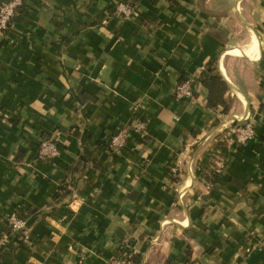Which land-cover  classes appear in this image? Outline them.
<instances>
[{
	"label": "crops",
	"instance_id": "1",
	"mask_svg": "<svg viewBox=\"0 0 264 264\" xmlns=\"http://www.w3.org/2000/svg\"><path fill=\"white\" fill-rule=\"evenodd\" d=\"M119 2L23 0L0 35V264H264V0H140L129 19ZM205 68L225 105L208 106Z\"/></svg>",
	"mask_w": 264,
	"mask_h": 264
},
{
	"label": "built area",
	"instance_id": "2",
	"mask_svg": "<svg viewBox=\"0 0 264 264\" xmlns=\"http://www.w3.org/2000/svg\"><path fill=\"white\" fill-rule=\"evenodd\" d=\"M23 5V0H5L0 3V35H4L11 27L19 8ZM116 14L124 19L132 18L135 14V6L120 1L116 6ZM174 94L178 99H192L195 94V78L186 77L175 87ZM3 111L0 109V120L3 119ZM145 123L141 121H131L125 127L120 128L109 140L108 151L115 155H120L126 146L132 133L141 134L145 130ZM229 135L233 144L237 147L249 143L256 137V127L252 119H245L230 127ZM39 159L52 162L59 154V147L53 138H44L37 149ZM11 230V235L16 237V242L27 241V221L16 213L10 215L6 222ZM8 236H3L1 243L6 245ZM109 264H132L126 259H114Z\"/></svg>",
	"mask_w": 264,
	"mask_h": 264
},
{
	"label": "trees",
	"instance_id": "3",
	"mask_svg": "<svg viewBox=\"0 0 264 264\" xmlns=\"http://www.w3.org/2000/svg\"><path fill=\"white\" fill-rule=\"evenodd\" d=\"M124 3H128L131 6H136L140 0H120ZM205 84L209 90L208 106L210 108H216L219 105H225L224 95L228 88L226 82L219 76L211 75V69H204L202 72Z\"/></svg>",
	"mask_w": 264,
	"mask_h": 264
},
{
	"label": "bare ground",
	"instance_id": "4",
	"mask_svg": "<svg viewBox=\"0 0 264 264\" xmlns=\"http://www.w3.org/2000/svg\"><path fill=\"white\" fill-rule=\"evenodd\" d=\"M254 50H256V44H252L251 46H250V48L247 50V53L249 54V53H251V51H254Z\"/></svg>",
	"mask_w": 264,
	"mask_h": 264
}]
</instances>
